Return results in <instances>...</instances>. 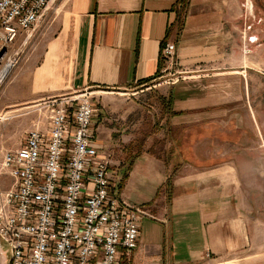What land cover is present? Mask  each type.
Returning a JSON list of instances; mask_svg holds the SVG:
<instances>
[{
  "label": "crops",
  "instance_id": "0c3cea01",
  "mask_svg": "<svg viewBox=\"0 0 264 264\" xmlns=\"http://www.w3.org/2000/svg\"><path fill=\"white\" fill-rule=\"evenodd\" d=\"M57 2L49 36L4 86L8 108L88 87L108 103L119 90L155 80L167 61L163 48L176 45L169 127L187 139L186 163L179 167L172 153L185 140L172 136L166 155L151 151L123 105L108 103L93 120L94 145L110 158L119 197L150 214L124 264H264V88L251 72L258 57L244 50L252 27H244L241 0H188L180 16L179 0ZM209 64L213 72L194 70ZM191 81H203L205 94L197 96ZM208 91L225 99L208 103ZM206 107L219 113L218 123L198 120ZM199 139L217 143L219 154L196 150ZM0 177L9 190L13 178Z\"/></svg>",
  "mask_w": 264,
  "mask_h": 264
},
{
  "label": "built area",
  "instance_id": "2783aa9c",
  "mask_svg": "<svg viewBox=\"0 0 264 264\" xmlns=\"http://www.w3.org/2000/svg\"><path fill=\"white\" fill-rule=\"evenodd\" d=\"M57 1L0 0V44L9 47L21 35L28 41ZM162 53L174 63L176 45L167 43ZM12 56L14 69L18 54ZM41 108L47 124L29 131L24 146L1 162L0 172L14 180L0 193L6 264H124L150 214L121 199L109 177L111 161L94 145L91 93L52 96Z\"/></svg>",
  "mask_w": 264,
  "mask_h": 264
},
{
  "label": "rangeland",
  "instance_id": "374dc122",
  "mask_svg": "<svg viewBox=\"0 0 264 264\" xmlns=\"http://www.w3.org/2000/svg\"><path fill=\"white\" fill-rule=\"evenodd\" d=\"M241 2L243 3L244 10V27L245 29L252 27V29L244 35L245 39H247L245 43L243 40V44H245L244 50L246 53L248 52V56L256 54L255 56L258 57V60L254 61L257 64L253 67L256 68L257 71L251 70V72L258 75L256 78L258 79V83L260 82L261 84L260 88H264V0H241ZM249 2L252 4V8ZM57 4L58 2L45 14V17L42 19L41 23L32 33L30 42L26 40V35H22L21 38L19 37L16 42L9 47H3L0 44V74L3 68L8 64V59L13 57V54H18L16 57L18 61L16 67L12 69L8 76L5 77V79L0 83V168L5 152L14 151L23 147L29 131L36 128L37 125L41 128L47 124V119L45 117L46 111L41 108L43 102L17 105L8 108L5 106V101L3 99V90L4 86L10 81L12 74L21 66L23 62L22 59L27 55V53L35 48L34 46L38 41L49 36V31L53 25L51 24L52 19H56L57 14H54V12L57 9ZM252 35L257 36L258 38L257 42L253 44L251 43ZM249 65L252 66L251 64ZM204 68L205 69L200 66L194 68V70L201 73H210L215 70L212 64H209V66ZM196 73L197 72L189 73V75H194ZM178 76L177 69H175V67L173 68L171 62L166 61L161 68V74H159L155 80L138 82L132 86H129L126 90H119L118 92L122 94L111 95L116 99L114 98L108 102L115 105H123L121 108V111H123L122 116H128L129 120L140 122V128L137 129L138 133L140 134L139 137H137L139 141H141L143 144H146V146L151 151L163 155H166L165 152H167L168 148H170V138L172 136H176L178 139L180 138V141L185 140L186 142L187 140L182 137L183 132L180 130L178 132L174 128V131L172 130L173 132H171L169 127L170 108L166 109L165 107L170 101V88L175 83V80L178 78ZM185 76H187V74H185ZM191 83L196 84L197 96L205 94L204 89H200V85L204 84L203 81H191ZM85 89L91 93L92 102L98 107L97 117H99L100 108H105L106 104L108 103H106L104 100L102 101L99 95H95L94 88L88 87ZM96 90L115 91L106 89ZM207 93L210 94L209 91ZM211 95L212 94H210V96ZM224 96L225 95L223 93L215 94V96L212 95L210 97L211 101L208 99L209 101L207 102L218 104V100H220V98L221 100L225 99ZM211 109L214 108L206 107L205 112L200 113L198 120L202 119L207 123H218L219 113L214 112V110L209 111ZM116 115H119V113ZM229 116L231 115L229 114ZM178 146L183 157L188 159L189 154L191 156L193 155L191 151L190 153L188 152L187 142H182V144H178ZM197 149L203 154H219L220 152V147L217 143L213 145L208 143L205 144L203 140L200 139L197 141L196 150ZM128 165L129 162H127V166ZM1 173L7 174L5 172ZM3 189L4 188L0 190V193L7 191V189ZM262 203L263 201H261V204ZM143 220L144 219L141 220L140 224L143 222ZM263 244L264 242H261V245ZM8 254V245L1 243L0 264H5L8 259Z\"/></svg>",
  "mask_w": 264,
  "mask_h": 264
},
{
  "label": "trees",
  "instance_id": "16d2710c",
  "mask_svg": "<svg viewBox=\"0 0 264 264\" xmlns=\"http://www.w3.org/2000/svg\"><path fill=\"white\" fill-rule=\"evenodd\" d=\"M187 1L188 0H179V16L181 15V11L184 10L186 4H187ZM145 82V81H144ZM170 102V103H169ZM168 102V104L165 106L166 109L167 108H170L171 107V104H172V97H170V101ZM172 153L176 154L179 156V160L177 161L178 164H179V167L182 166V164L186 163L187 162V158H183L182 157V152L179 150V146L178 145H175V147L172 149ZM176 162V163H177ZM179 168L177 167H174V169L172 170L173 172L171 173V175L169 176V179L167 181V184L166 186L167 187H170L171 183H172V179L174 177V175L177 173ZM126 179V177L124 178ZM122 188V184L119 185V190Z\"/></svg>",
  "mask_w": 264,
  "mask_h": 264
},
{
  "label": "bare ground",
  "instance_id": "6f19581e",
  "mask_svg": "<svg viewBox=\"0 0 264 264\" xmlns=\"http://www.w3.org/2000/svg\"><path fill=\"white\" fill-rule=\"evenodd\" d=\"M11 70H12V64L11 63H9L8 65H6L3 68V70L0 74V83L5 79L6 76H8V74L11 72Z\"/></svg>",
  "mask_w": 264,
  "mask_h": 264
}]
</instances>
